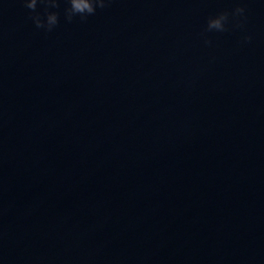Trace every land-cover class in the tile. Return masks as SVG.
Masks as SVG:
<instances>
[{
  "label": "water",
  "instance_id": "obj_1",
  "mask_svg": "<svg viewBox=\"0 0 264 264\" xmlns=\"http://www.w3.org/2000/svg\"><path fill=\"white\" fill-rule=\"evenodd\" d=\"M29 11L0 0V264H264V3Z\"/></svg>",
  "mask_w": 264,
  "mask_h": 264
},
{
  "label": "clouds",
  "instance_id": "obj_2",
  "mask_svg": "<svg viewBox=\"0 0 264 264\" xmlns=\"http://www.w3.org/2000/svg\"><path fill=\"white\" fill-rule=\"evenodd\" d=\"M63 2V11H59ZM23 6L30 10L28 16L37 29L45 33L53 32L61 23V15L65 22L71 23L75 18L81 21L87 20L97 13L98 9H103L111 3V0H22ZM264 3V0H261ZM42 11L38 10L41 9ZM246 6L237 2L231 11H219L215 15L207 18L206 28L201 33L206 45H211L212 41L206 33L226 32L230 29H244L247 22ZM252 40L250 34L242 37V43Z\"/></svg>",
  "mask_w": 264,
  "mask_h": 264
}]
</instances>
